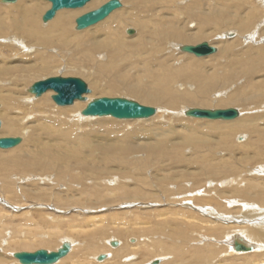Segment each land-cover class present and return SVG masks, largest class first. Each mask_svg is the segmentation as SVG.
I'll list each match as a JSON object with an SVG mask.
<instances>
[{"label":"rangeland","instance_id":"obj_1","mask_svg":"<svg viewBox=\"0 0 264 264\" xmlns=\"http://www.w3.org/2000/svg\"><path fill=\"white\" fill-rule=\"evenodd\" d=\"M32 1L43 5L50 3L46 0ZM119 1L122 4L120 9L133 7L123 0ZM259 1L148 0L144 16L151 15L153 10L148 12L149 8L156 6H162L170 15H177L174 5L180 6L185 16L181 22L184 23L182 33L197 34L201 31L200 26L205 24V31L202 32L208 36L202 41L192 39L193 43L171 40L164 45L153 34L154 38L149 44L144 43L145 46L141 47L135 39L129 44L130 47L123 46L118 54L114 52L116 43L106 38L101 51L97 53L89 40L91 28L77 31L75 22L71 34L49 31L45 33L48 34L46 37L38 36L37 43H30L25 36L11 32L18 40L25 41L27 50H30L13 45L10 51L0 52V138H22V143L16 149H0L2 221L16 225L28 224L34 219L43 223L40 224L43 230L42 233L39 231V238L45 237L44 233L55 222L61 224L62 231H69V224L77 223L83 225L81 231L85 232H101L103 228V245L114 240L120 241L123 246L137 243L138 247L159 244L168 247L179 245L173 238L177 228L185 227L179 220L183 224L184 219L187 222L195 220L202 226L211 223L213 219L201 217L203 214L199 213L207 207H215L214 202H209L210 198L205 195L216 197V191H220V202L238 201L239 204L230 208L227 206V209L238 210L242 209L243 204H248L237 197H228V192L232 187L243 188L249 183L264 189V2ZM88 5L77 10H83ZM4 7L0 4V16L6 13ZM13 8V16L19 15L21 6ZM171 8L174 9L171 11ZM88 12L92 10L84 11L76 18ZM154 14L156 17L161 15L157 12ZM215 15L223 22L221 29L218 28L220 24L204 23ZM244 17L247 18L246 22L252 21L251 26L245 35L243 33L236 37L233 31L238 32V29L231 25ZM5 18L6 26L12 28L8 15ZM54 21L55 17L44 25L42 15L38 18L39 24L44 27ZM172 22L170 32L180 33L181 28L175 25L178 16L176 20L173 17ZM129 30H133L132 34H127ZM124 33L118 37L119 40L125 36H135L137 30L130 28ZM251 33L252 39L246 43L245 37ZM221 34H226L223 37L225 40L221 41ZM41 41L52 44L47 47L45 43L39 44ZM2 42L3 36L0 37ZM204 42L218 49L215 56L197 58L180 50L181 46H196ZM223 42L232 48L222 50ZM27 59L35 62L22 64ZM45 61H50V66L34 76L36 79L32 77L27 84L23 83L25 79H17L20 69L32 67L29 66L30 62L41 66ZM167 72L172 75V80L164 86L159 80ZM58 76L85 81L91 90V94L86 96L89 100L122 97L154 107L159 112L161 106L151 104L148 98L139 93L143 92L152 97H162L165 101L177 98L178 104L176 108L168 110L170 113L164 118L156 115L148 120L127 121L96 117L80 121L79 115L82 116L85 103L77 101V105L59 107L51 95L41 100L43 97L36 99L27 92L35 82ZM212 77L215 80L209 84ZM189 96L195 101L186 102ZM227 97L236 98V105L225 104ZM4 100L5 106L2 104ZM185 108H236L240 111L237 119H247L250 129L231 133L226 127L235 120H216L221 124L211 130L208 123L215 121L187 117L182 113ZM8 124H11V131L16 129L17 132L6 134L3 127ZM232 179L238 185L220 186ZM197 196H200L199 200ZM197 217L205 221H198ZM53 218L58 220L51 221ZM139 221L141 224L133 225ZM126 223L139 232L127 237L128 241L113 233L128 228ZM225 224V227L231 225ZM26 229L24 226L23 230ZM195 232L200 231H192L190 235L194 238ZM63 234L53 240V248L44 249L55 251L60 248L63 238L67 237ZM74 240L80 247L86 244L85 239L75 237ZM194 242L190 244L197 243ZM224 244H218L219 251L224 254L221 252L218 263L245 262L242 252L225 254L228 246ZM38 249L43 248L35 247L31 251ZM0 253L6 255L3 248H0ZM9 255L6 256L14 259ZM169 259L167 255L154 256L149 257L146 263L159 261L158 264H161ZM137 261L140 260L137 258Z\"/></svg>","mask_w":264,"mask_h":264},{"label":"bare ground","instance_id":"obj_2","mask_svg":"<svg viewBox=\"0 0 264 264\" xmlns=\"http://www.w3.org/2000/svg\"><path fill=\"white\" fill-rule=\"evenodd\" d=\"M1 1L2 0H0V4H3V3H1ZM46 1H48V0H46ZM105 1L106 0H93L91 3L89 2L90 4L87 3L86 5H88V4L89 5L83 10L75 9L76 11H63V10H68V9H61L57 12V14L55 16L56 21H54L52 24H50L47 27L40 25L38 22V18L42 15V22H43V14L47 11V9L50 10L52 8V6H53L52 2L48 1V3L49 2L51 3V5H50V3L43 5L40 3H36L35 1H32V0H18L16 2V5H15V3L3 4L4 6H6V7H4L5 8L4 10L6 11V13H3V15L0 16V37L3 36V42L0 43V52L9 50V48L12 47L13 45L20 47V48H25L27 50L26 42L23 40H18L16 37L11 35V32L17 33L18 36L19 35L25 36V39H27V41H31L30 43H37V41H36L37 37L38 36L39 37H46V35H48V34L45 35V33L49 32V31L55 32L56 30H58V31H61L63 34H65V33L71 34L72 33L71 27L73 26V22H75V24H76V20L78 19V18H76L77 16H79L80 14H82L84 11H87V10L93 11V9H96V8L98 10L100 7H102L104 5V3L106 4ZM123 1L125 3L131 4L133 7L132 8L127 7V8H123V9L119 8L118 10L112 12L105 20H103V21H101V22H99L93 26L88 27V28H91V29H89L90 30L89 31L90 32L89 33V40H91L92 47L97 53H99V51H101V49L103 47L102 45H103L104 38H106L108 40H112L116 43V47L114 48V52L116 54H118L122 51L123 46H126V47L129 46V44H131L133 42V40H135V39L138 40L139 45L141 47L145 46V44H149L150 40H152V38H154L153 34L157 35L158 40L161 43H163L164 45L167 44L168 42H171V40L193 43L192 39H194V41H196V40L202 41V39H205L208 36L202 32L203 28L206 27L205 24L200 26L201 31L198 32L197 34L182 33V29H184V27H183L184 23H181V22H182V17L185 18V16L182 13V7H180V6L174 5V8L177 7V11H176V12H178L177 15L176 14L170 15L163 10L162 6H159V7L156 6L153 9L149 8L148 12L153 10L151 15L147 14L146 16H144L143 15L144 7L146 6V3L148 2V0H123ZM259 2H264V0H260ZM15 6H21V9H20L19 15L13 16V14H14V8L13 7H15ZM84 7H82V8H84ZM82 8H78V9H82ZM174 8H171V11ZM64 12H66V13H64ZM155 12H157L158 14H161V15L156 17L154 14ZM6 15H8L9 21L12 24V28L11 27L8 28L6 26V23L4 20V19H6L5 18ZM177 16H178V22H176L175 25H178V29L181 28V30L179 31L180 33L176 34V33L170 32L169 28L173 24V22H172L173 17H175V20H176ZM207 16H209V15L207 14ZM244 18L242 20H240L239 22H236L232 25L230 24L231 26H235L238 29V32L233 31L236 37L239 35L241 36V34H243V33L245 35L246 31H248L249 27L251 26L252 21L246 22L245 20L247 18H245V19ZM52 20H50V21H52ZM50 21H48V22H50ZM48 22L47 23L43 22V24L44 25L49 24ZM177 23H179V24H177ZM204 23H210V24L217 25V26H218V24H220L218 26V28H220V26H222V24H223V22L220 21L218 15H215V16L209 18L208 20H205ZM76 27H77V24H76ZM106 27H108V28L106 29ZM72 28H74V27H72ZM88 28H86V29H88ZM130 28L136 29L137 34L135 36H132V37L131 36L130 37L125 36V37H123L122 40H119L118 37L121 36V33L125 34L124 32H126ZM86 29H83V30H86ZM76 30H77V28H76ZM77 31H82V30H77ZM203 31H205V30H203ZM211 33H213V32H211ZM211 33H209V34H211ZM127 34H130V33H127ZM180 34H182V35H180ZM225 35L226 34L219 35V38H221V41L225 40L223 38V37H225ZM246 35H248V34H246ZM50 36H51V34H50ZM252 36H253V33H251L245 37L246 43H248L252 39ZM227 39H228V37H226V40ZM118 41H120V42H118ZM122 41H124V42L126 41V43H125L126 45L124 43L121 44ZM198 42H200V41H198ZM44 43H45L44 41L39 42V44H44ZM51 44L52 43L48 42V43H45L44 45L49 47ZM222 44H223L222 50L224 48H227L228 50L230 48H232V47H229L227 45V42H223ZM196 46H197V44H196ZM183 47L184 46L180 47L181 51H182ZM28 50H30V49L28 48ZM228 50H225V52H227ZM114 52L111 51V54H113L116 57ZM213 56H215V55H213ZM103 57H102V59H103ZM29 61L35 62V60H33V59H31V60L27 59V60L23 61L22 64L29 62ZM19 63H20V61H19ZM42 63H44V64H42L41 66L40 65L35 66L36 64L33 65V63L30 62L31 65H29V66H32V67H30V69H26V68L20 69L21 73L18 75L17 79H20L21 81L23 79H25L23 81V83L27 84L28 81H30V79H32V77L39 75L43 71L47 70L48 67L50 66L51 62L45 61ZM18 68H21V67H18ZM214 78L213 77L210 78L209 84H211L215 80ZM47 79H49V78H47ZM163 80H164V82L162 83ZM170 80H172V75H170L168 73V74H166V76L163 75L160 78L159 82L161 81V84L165 86V85H167V83L170 82ZM42 81H43V79H42ZM33 82H35V81H33ZM39 82H41V81L39 80ZM39 82H35V84H37ZM30 88H28L27 92L29 94L33 95L32 93L29 92ZM132 93H135V92H132ZM139 93L142 94L141 96H145L146 98H148V100L151 101V104H156V105L161 106V107H159L160 113L157 110L156 114L154 115V116L158 115V117H161V118H164L167 114H169L170 111H168V110H172V109L176 108V106L178 104L177 98L170 99L169 101H165L164 98L159 97V96L152 97V95H146L143 92H139ZM45 94H44V96L43 95L41 96V97H43L41 100L47 98V96H50V95H51V99H52V97L55 94L57 95V92L50 89ZM85 96H87V95H85ZM35 98L38 99L40 97L35 96ZM93 100L94 99L89 100L87 98V101H79V100H77V101L83 102L86 104V107L84 108V110H85L87 108V106L89 105V103L92 102ZM77 101L74 103L75 105H77ZM181 101H182V99H181ZM194 101H195V99H192V96H189L186 99V102H194ZM5 103H6V101L4 100V103L2 102L3 106H5L4 105ZM236 103H237V99L233 98V97H229V98L227 97V99L225 100V104H227L229 106L234 105V104L236 105ZM164 106L167 107L166 108L167 110L165 108H162ZM59 107H68V106H59ZM84 110H82V112H81L82 116L79 115L80 121L81 120H91L92 118H96L93 116L83 115ZM186 112H187V108H185V110L182 111V113L184 115L186 114ZM157 113H159V114H157ZM154 116H152L150 118H154ZM104 117L117 119V118H114L111 116H104ZM89 118H91V119H89ZM98 118H103V117H98ZM150 118L133 119V120L143 121V120H148ZM117 120H119V119H117ZM241 120L242 119H235V122L228 123L229 125H227L226 130L228 129L231 133L240 132V131H244V130L249 131L250 125L248 124V120L247 119H245L243 121H241ZM127 121H132V120L128 119ZM220 121H223V120H220ZM230 121H232V120H229V122ZM226 122H228V121H226ZM208 124H209L208 125L209 129L215 130V129H217V126L221 123H219L218 121H215V122L210 121ZM0 128H1V125H0ZM3 128L5 129L6 134H10V133H12V131H16V129H12V131H11V124H8L7 126L4 125ZM23 132H24V130H23ZM27 138L29 139V137H27ZM0 139H2V138H0ZM3 150H9V149H3ZM247 178H249V177H247ZM236 183H237V181H234V179H232V181H228L225 184L221 183L220 186L224 185V187H225L227 184L228 185L227 187H229L230 185H233V184L236 185ZM237 185H238V183H237ZM263 190L264 189L260 188L259 186L255 185V184H252V183H249L247 186H245L243 188H241V186L240 187H232L229 192H228V190H226L229 193L228 197H230V198H236L237 197V198H239V200L241 199L244 202H248V204H246V203L243 205L241 204L242 209L239 208L238 210L227 209L229 206L239 204L236 199L235 200H233V199L229 200L228 202L226 201V203H224V201L223 202L219 201L220 200V191H216L217 192L216 197L215 196L212 197V195H209V194L205 195V197L210 198L209 202H214L215 207H213V206L207 207L206 210H200L199 213H200V215H201V213L203 214V215H201V217L202 216L203 217H209V218L213 219L212 221H214V222L211 221V223H208L210 225L207 224L205 226H202V225H199L198 223H195L194 222L195 220H193V221L188 220V222H187L184 219L185 224H183L182 221L180 222V220H179V223H181L185 227H181L180 229L177 228L176 234L174 233L175 236H173V238L176 239L177 244H179L177 246L169 245L168 247H164V246L159 244V245H147L146 247H144V246L138 247L139 244H137V243L131 244V245L124 244L126 246H123L122 244L119 243L120 241L116 242L114 240H112V241L109 240L107 242V245H103L102 241H104L103 238L105 237L104 236L105 231L104 232L102 231L103 228H102L101 232H99V231H95V232L93 231L92 232V231H88V230H87V232H85V231H81L83 225L77 224V223H70L68 226V228H70L69 231H62L61 224H59L58 222H55V224H52V225H50V227H48V229H47L48 231L46 233H44L45 237L39 238L40 232H41V230H43V228L41 227V225H44L43 223L35 222L33 219V220L29 221L28 224H16V225H14V223L2 221V219L4 218V215L0 214V218H1L0 219V248H3V252L6 253V255L10 254L9 255L10 257H14V254L20 252V250H25V251L30 252L31 250L35 249V247L36 248L42 247L43 249L44 248L51 249V248H53V244H54L53 240L56 239L59 234L65 233L63 235L64 236L67 235V237L63 238L61 247L65 242H68L70 245V251L66 257H64L63 259H61L60 261H58L55 264H90L91 262H94V261L96 262V263L94 262V264H144V263H146V260L149 257L150 258L151 257L154 258V256L166 257V255L168 257L170 256L171 260L170 259H169L170 261L169 260H167V261L163 260L161 264H221L218 262L220 261L219 259H220V255H221L222 251H219L220 246H218V244L221 242H224L228 246L226 251H225V254L228 253L230 255H232V254L234 255V253L240 254L242 252V255H245L244 256L245 262L243 264H264V191ZM232 192H234V193H232ZM198 198H200V196H197V199ZM230 198H228V199H230ZM204 203L206 204L207 201H204ZM249 204L256 206V207H250ZM169 212H171V211H169ZM176 212L177 211H175V213ZM180 212H182V211H180ZM60 213H62V212H60ZM186 213H188V212H186ZM181 215L184 216L183 214H181ZM191 218H193V217H191ZM197 218H199V217H197ZM56 220H58V219L53 218L51 221H56ZM177 220L178 219H176V220L174 219V221H177ZM199 220L202 221L203 219L199 218L198 221ZM203 221H205V220H203ZM143 223H144V221H143ZM225 223H230L231 225L228 224V226L225 227V225H226ZM84 224L87 228H89L86 225V223H84ZM126 224L129 226L128 228L120 229V230L117 228L118 229L117 232L116 231L113 232L118 237L122 238L123 240H127L128 239L127 237H130L133 234L139 233L137 231H134L135 229L131 228L132 225H130L129 223H126ZM138 224H141V222L139 221L138 223H134L133 225L137 226ZM220 224H222V225H220ZM223 224H225V225L223 226ZM27 225H29V226L32 225V226L29 227ZM24 226H26L28 230L27 229L23 230ZM90 229H91V227H90ZM196 229L199 230L200 232L199 233L195 232L196 235L194 238L190 234L192 233V231H195ZM9 231H11V232H9ZM75 237H76V239H85L86 240L84 242V243H86L85 246H84V244H83L84 247L78 246L76 243L77 240H74ZM222 238H224L225 240H222ZM192 241L197 242L196 243L197 245L192 244L193 245L192 246L190 244V243H192ZM113 242H116L117 246H113ZM136 242L139 243V241H136ZM118 243H119V245H118ZM140 244H141V242H140ZM237 245H242V246L245 245L244 247H251L252 250L251 251H243V250L238 251L236 249ZM38 250H40V249H38ZM35 251H37V250L31 251V252H35ZM101 252H104V253L106 252V254L102 255V254H100ZM238 252H240V253H238ZM243 252H245V253H243ZM222 254H223V252H222ZM6 255L0 253V264H11V262H13V264H20L15 257H14V259H10ZM104 255H105V257H104ZM131 255H135V257L133 258ZM89 257H91V258H89ZM100 257H104L103 260H100ZM131 258H133V259L131 260ZM137 258L140 260L139 262L138 261L136 262ZM90 259H92L93 261L89 262ZM10 260H13V261L10 262ZM155 262L156 263L150 262L149 264H158L159 263V261H155Z\"/></svg>","mask_w":264,"mask_h":264},{"label":"water","instance_id":"obj_3","mask_svg":"<svg viewBox=\"0 0 264 264\" xmlns=\"http://www.w3.org/2000/svg\"><path fill=\"white\" fill-rule=\"evenodd\" d=\"M18 0H2L3 4H13ZM52 2L53 6L43 16V22L47 23L52 20L57 12L61 9H78L84 7L91 0H48ZM122 7L119 0H110L98 10L88 12L76 20L77 30H83L90 26H93L104 19H106L112 12ZM133 30H129L131 34ZM182 52L192 54L197 58H204L214 55L218 52V49L214 46H210L207 42L198 44L197 46H184ZM50 89L57 92L52 97V100L58 106H71L77 100L87 101L85 95L91 93L90 88L80 78L75 77H52L45 79L37 84H34L29 92L36 97H41L47 93ZM157 109L151 106H145L139 102L122 97H102L94 99L89 103L87 108L83 111L85 116L104 117L111 116L119 120H133L144 119L154 116ZM187 117L205 119V120H235L240 117V111L236 108L228 109H201L192 108L187 110ZM1 125V123H0ZM22 143V138H2L0 139L1 149H11ZM113 246H117L116 242H113ZM237 250L251 251V247H244L242 245L236 246ZM70 251V245L65 242L62 247L55 251H48L46 249H40L35 252H18L14 254V257L20 262V264H55L68 255ZM105 257V255H104ZM104 257H100L103 260ZM156 263V262H154Z\"/></svg>","mask_w":264,"mask_h":264}]
</instances>
